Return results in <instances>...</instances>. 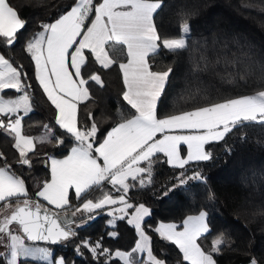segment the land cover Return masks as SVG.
<instances>
[{"label": "snow or ice", "instance_id": "1", "mask_svg": "<svg viewBox=\"0 0 264 264\" xmlns=\"http://www.w3.org/2000/svg\"><path fill=\"white\" fill-rule=\"evenodd\" d=\"M161 8L162 0H71L24 40L22 51L34 64L30 77L22 63L6 58L27 22L11 0H0V130L14 141L11 147L18 153L9 163L0 152V264H18L21 257L68 264L65 257L52 259L49 248L33 247L26 241L57 244L70 240L77 241L76 255L86 252L93 264H116L113 256L123 264H166L154 252L151 236L143 227L151 209L134 202L130 192L152 184L161 154L166 164L180 170L171 186H164V196L176 194L178 188L186 190L190 180L206 183L198 170L187 175L186 166L211 160L207 146L226 143L234 130L252 123L264 126V62L252 60L245 52L229 55L227 42L217 49L218 40L212 42L213 61L207 42L189 45L187 21L179 37L162 36L154 21ZM163 52H187L193 80L211 73L228 83L238 77L247 85L248 78L259 72L256 82L260 86L246 95L216 99L205 95V103L161 115L158 101L173 73L170 66L156 70L153 61ZM114 66L122 79V101L129 107L127 113L118 111L117 122L101 138L91 110L92 89L105 88L102 73ZM32 79L54 110V123L44 125L39 142L72 146L63 159L45 154L50 178L30 190L15 169L30 170L35 163L32 157L37 155L36 138L22 133V120L33 111ZM81 106L86 109L83 121ZM96 191L100 196L89 198ZM207 199L214 203L215 193L209 192ZM106 207L112 217L109 225L127 219L134 226L139 239L130 251L113 254L104 247L103 237L95 241L79 237L84 213L91 220L93 213ZM209 216L206 205L180 223L160 222L154 228L162 241L178 250L177 264H217L215 256L223 246L230 248L223 232L217 233L207 249L199 242L212 232ZM137 253H146V260ZM249 264L259 262L253 257Z\"/></svg>", "mask_w": 264, "mask_h": 264}, {"label": "trees", "instance_id": "2", "mask_svg": "<svg viewBox=\"0 0 264 264\" xmlns=\"http://www.w3.org/2000/svg\"><path fill=\"white\" fill-rule=\"evenodd\" d=\"M26 20V29L14 49L6 52V58L16 64H23L29 76H33V64L22 51L24 40L38 30L41 21L49 22L57 11L71 3V0H11ZM243 5H250L245 8ZM264 0H162V8L154 16L158 31L165 37H179L181 25L187 21L190 34L187 37L190 46L208 43V56L213 61L215 54L211 51L213 40L220 42L219 49L227 42L229 55L239 56L241 52L249 53L254 61L264 62ZM156 70L172 67L173 73L166 84L165 91L158 101L161 115L173 111L186 110L196 104L205 103V95L212 99L224 96L252 94L260 85L256 82L259 72L248 78L247 85L239 78L235 83L221 80L220 76L204 73L193 80L189 75V56L185 52L172 55L163 52L153 61ZM98 67V65H97ZM220 66H218L219 68ZM226 75L225 73H222ZM105 88L93 87L95 103L91 105L96 122L103 135L117 122V113H127L126 102L122 101V82L118 70H105L102 73ZM33 88V111L22 120V133L36 137L37 155L32 157L35 163L32 168H16L17 175L25 179L30 190L38 181L48 178V167L45 166L47 155L61 156L72 146L71 143L54 147L53 143L39 142L38 135L45 134L44 125L54 123V110L41 95L34 79L30 81ZM81 121L85 118L86 109L81 106ZM23 115V114H22ZM58 127V126H56ZM14 143L0 130V152H3L9 163L18 153L11 147ZM212 159L204 162H190L186 168L187 175L198 170L206 178V183L189 181L185 189H176V194L164 196V186H171L172 178L179 169L166 164L161 154L154 165V179L150 186L132 190L130 196L136 203H144L151 209V215L145 218L146 232L151 236L152 247L166 264H177L178 250L169 242L162 241L154 232L159 221L180 223L190 214L197 213L208 206L212 232L199 242L206 249L211 246L217 233H225L230 248L223 246L221 254L215 256L217 264H244L251 258L264 264V126L246 124L234 130L225 142L207 146ZM31 155V154H30ZM215 193V202L208 201V193ZM96 191L89 198L100 196ZM108 208L93 213L78 229L80 238H91L93 241L103 237L104 247L111 252L115 250L130 251L133 248L136 234L134 228L125 220L117 219L115 225H109L112 217L107 215ZM116 233L109 236L108 233ZM77 241L60 242L57 245L43 244L52 252V259L65 257L68 264H93L92 257L86 252L78 256L74 252ZM26 243H29L26 241ZM6 251V249H3ZM162 253V255H161ZM116 264H123L113 256ZM28 260L20 258L18 264H27ZM111 264V262H110Z\"/></svg>", "mask_w": 264, "mask_h": 264}, {"label": "crops", "instance_id": "3", "mask_svg": "<svg viewBox=\"0 0 264 264\" xmlns=\"http://www.w3.org/2000/svg\"><path fill=\"white\" fill-rule=\"evenodd\" d=\"M32 64H33V62H32ZM33 69H34V64H33ZM121 77V76H120ZM121 82H122V79H121ZM122 87H123V85H122ZM14 98V97H13ZM46 98V97H45ZM50 103V102H49ZM21 114H23V113H21ZM110 130V129H109ZM23 134H25V133H23ZM106 134V133H105ZM104 134V135H105ZM25 135H27V134H25ZM29 136V135H28ZM71 147V146H70ZM70 147L67 149V151L63 154V155H61V156H57V157H55V158H57V159H63L64 158V156L68 153V151L70 150ZM185 154H186V149H185ZM165 158V157H164ZM166 159V158H165ZM48 164L50 165V161H48ZM50 178V167H48V178L47 179H49ZM198 213V212H197ZM197 213H195V214H197ZM195 214H190V215H195ZM187 216V215H186ZM185 216V217H186ZM184 217V218H185ZM182 221V220H181ZM126 222H127V219H126ZM160 222H165V223H170L171 221H159V222H157L156 223V226H158V224L160 223ZM175 223V222H174ZM133 228H134V226L133 225H131ZM134 231H135V234H136V238H135V242H134V245H133V247H135V244H136V241H137V232H136V230H135V228H134ZM27 244H29L30 246H33V247H46L47 248V246H45V245H43L44 243H27ZM116 251V250H115ZM115 251H113L112 253L114 254L115 253ZM137 255L138 256H141V257H143L144 258V253H137ZM115 258H117V259H119L118 257H115ZM22 259H25V258H23L22 257ZM26 260H28V262H33V263H45V262H43V261H39V260H32L31 258H27ZM146 260V259H145ZM122 262V261H121ZM123 263V262H122Z\"/></svg>", "mask_w": 264, "mask_h": 264}, {"label": "rangeland", "instance_id": "4", "mask_svg": "<svg viewBox=\"0 0 264 264\" xmlns=\"http://www.w3.org/2000/svg\"><path fill=\"white\" fill-rule=\"evenodd\" d=\"M41 136H43V134H41V135H38L37 136V138H40ZM36 138V137H35ZM77 223H81V221L80 220H77ZM138 239H139V236H138V234H137V241H138ZM136 241V242H137ZM22 258V257H21ZM55 258H58V257H55ZM54 258V259H55ZM147 257H146V253H144V259H146ZM27 264H45V263H33V262H28ZM244 264H249V262H247V263H244Z\"/></svg>", "mask_w": 264, "mask_h": 264}, {"label": "water", "instance_id": "5", "mask_svg": "<svg viewBox=\"0 0 264 264\" xmlns=\"http://www.w3.org/2000/svg\"><path fill=\"white\" fill-rule=\"evenodd\" d=\"M27 242H29V243H44V244H48V245H57V244H59V243H57V244H50L49 242H45V241H36V242H31V241H27Z\"/></svg>", "mask_w": 264, "mask_h": 264}]
</instances>
